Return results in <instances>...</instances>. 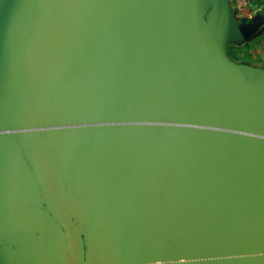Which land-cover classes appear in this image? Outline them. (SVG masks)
I'll return each mask as SVG.
<instances>
[{"label":"water","instance_id":"1","mask_svg":"<svg viewBox=\"0 0 264 264\" xmlns=\"http://www.w3.org/2000/svg\"><path fill=\"white\" fill-rule=\"evenodd\" d=\"M262 26L226 0H0V201L46 206L0 202V243L28 228L66 238L61 264H264V71L226 53Z\"/></svg>","mask_w":264,"mask_h":264},{"label":"crops","instance_id":"2","mask_svg":"<svg viewBox=\"0 0 264 264\" xmlns=\"http://www.w3.org/2000/svg\"><path fill=\"white\" fill-rule=\"evenodd\" d=\"M226 2L228 3V6L229 4H231V6L233 7L234 0H226ZM256 4L259 5L258 3ZM258 19L262 20L263 22L262 28L256 34H254L253 36L249 38L229 40L226 43V53H227L228 58L234 61L235 63H237L239 66H245L247 68L255 69L258 71H264V67L253 65L255 61L264 62V7L260 9L257 20ZM231 51L233 52V54L237 55L238 57L236 58L233 57L230 53ZM249 61L253 62L252 65L249 63ZM246 79L249 82V84H251L247 76H246ZM16 139H15V144L19 145V147L16 148V151L19 152V155L22 161L28 164L27 160L23 159V156H22L23 154L21 153V149H23V147L22 145L16 142ZM11 178L13 177H8L6 179H11ZM36 194H38L39 197H37L35 200L22 201V200L9 199V200H4L0 202H29L26 206L28 207L34 206V207L45 209L46 206L44 203L42 204L37 203V202H43L41 201L40 192L37 191ZM89 202H98V201L92 200ZM36 204L39 206H37ZM31 233L35 235H39V240L33 239L29 241L28 247L30 248L29 250L32 253L39 256V258L42 261L41 263L42 264H61V262L63 261L62 260L63 257L61 256L65 252V249L61 246L60 243L62 241L67 243V240L66 238H62L59 234L52 235V234H47L45 232H38L33 229L22 228V229L13 231L12 233L8 234L7 236L3 238V240L7 237H12V238L17 237L18 240L14 241V243L16 244L17 247H19L20 250H23V252H25L28 250V247L26 248L23 245L24 243H26V241L25 240L21 241L20 236H22L23 234H31ZM22 239H23V236H22ZM3 240L0 243V256H3L7 264H17L12 255L11 245L3 244ZM6 246H8L9 248L5 249ZM35 249L39 250V254L37 253ZM87 250H88V247H87ZM67 252L68 251H66L65 254H67ZM17 259H19L22 264L25 261V260H22L20 256H18Z\"/></svg>","mask_w":264,"mask_h":264},{"label":"built area","instance_id":"3","mask_svg":"<svg viewBox=\"0 0 264 264\" xmlns=\"http://www.w3.org/2000/svg\"><path fill=\"white\" fill-rule=\"evenodd\" d=\"M263 7L264 0H234L233 16L238 22L257 20L260 9Z\"/></svg>","mask_w":264,"mask_h":264},{"label":"rangeland","instance_id":"4","mask_svg":"<svg viewBox=\"0 0 264 264\" xmlns=\"http://www.w3.org/2000/svg\"><path fill=\"white\" fill-rule=\"evenodd\" d=\"M213 9V7H208L206 10H205V13H204V17H206V15L207 14H209L210 12H211V10ZM229 9H230V11H231V13L234 15V9H233V7L231 6V4H229ZM249 63L252 65V63L253 62H250L249 61ZM253 65H255V66H261V67H264V62H261V61H255L254 63H253ZM61 104H63V102L60 100V99H57L56 101H55V103H54V105L51 107V112L54 110V113H55V117H58V119L61 117V113H62V109H63V106L61 105ZM50 118V116L48 117L47 116V119H49ZM106 193V192H105ZM111 193V192H110ZM113 195H114V192L112 193ZM89 201H92L91 200V198H90V200ZM93 201H98V202H105L104 200H93ZM108 203V205H110V206H113V207H118V204H119V202H115V201H113V200H109V202H107ZM133 206V205H132ZM131 205H129L128 206V210H130L131 212H134L133 211V208H131L132 207ZM125 207V206H124ZM121 211V210H120ZM122 213V212H121ZM136 219V218H135ZM95 230V229H94ZM106 235V233L102 230V232H98V241H101L102 239L101 238H103L104 236ZM107 237H108V240L110 239V238H114L112 235H110V237H109V235H107ZM106 238V237H105ZM102 243H103V241H102ZM106 244V243H105ZM104 245V244H103ZM36 251H37V253L39 254V250H37V249H35ZM0 260L2 261V264H7V262L5 261V259L3 258V256H0Z\"/></svg>","mask_w":264,"mask_h":264},{"label":"flooded vegetation","instance_id":"5","mask_svg":"<svg viewBox=\"0 0 264 264\" xmlns=\"http://www.w3.org/2000/svg\"><path fill=\"white\" fill-rule=\"evenodd\" d=\"M16 142L19 143L20 145H22L21 140H20L19 137L16 139ZM21 153L23 154V155H22V156H23V159H26L27 162H28V159H27V156H26V154H25L24 149H21ZM43 202H44V201H43ZM36 205H37V204H36ZM37 206H39V205H37ZM44 207H45V206H44ZM17 240H18L17 237H13V238H12V237H7V238H5V239L3 240V244H9V245H11V248H12V255H13V257H14L15 262H16L17 264H22V263L20 262V260L17 259L18 256H20V257L22 258V260L29 259L30 257L25 256V252H23V250H20L19 247L16 246V244L14 243V241H17ZM26 264H32V263L29 262V261H26Z\"/></svg>","mask_w":264,"mask_h":264},{"label":"trees","instance_id":"6","mask_svg":"<svg viewBox=\"0 0 264 264\" xmlns=\"http://www.w3.org/2000/svg\"><path fill=\"white\" fill-rule=\"evenodd\" d=\"M230 53H231V55H232L233 57H235V58L238 57L237 55L233 54L232 51H231Z\"/></svg>","mask_w":264,"mask_h":264}]
</instances>
